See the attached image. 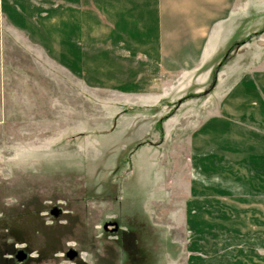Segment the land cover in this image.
Masks as SVG:
<instances>
[{
	"label": "rangeland",
	"instance_id": "obj_1",
	"mask_svg": "<svg viewBox=\"0 0 264 264\" xmlns=\"http://www.w3.org/2000/svg\"><path fill=\"white\" fill-rule=\"evenodd\" d=\"M258 22L240 64L227 46L199 63L79 47L72 65L47 48L45 106L0 126V264L261 259L264 106L235 100L264 86Z\"/></svg>",
	"mask_w": 264,
	"mask_h": 264
},
{
	"label": "crops",
	"instance_id": "obj_2",
	"mask_svg": "<svg viewBox=\"0 0 264 264\" xmlns=\"http://www.w3.org/2000/svg\"><path fill=\"white\" fill-rule=\"evenodd\" d=\"M255 18L263 23L264 0H0V126L13 121L22 106H38L33 112L45 106L40 78L47 48H53L55 61L68 58L71 65L79 47L90 55L101 48L104 62L199 63L241 41L228 55L240 64L246 59L239 54L259 28ZM63 48L68 50L62 53ZM138 48L147 58H138ZM261 90L250 85L236 106L242 100L264 106L263 85ZM260 253L252 264H264Z\"/></svg>",
	"mask_w": 264,
	"mask_h": 264
},
{
	"label": "trees",
	"instance_id": "obj_3",
	"mask_svg": "<svg viewBox=\"0 0 264 264\" xmlns=\"http://www.w3.org/2000/svg\"><path fill=\"white\" fill-rule=\"evenodd\" d=\"M241 43V41L239 42H233L231 44V46H229L226 51H225V54H224V58H222V60L220 61L221 63L225 60L226 56L229 55L231 49H233L235 46L239 45Z\"/></svg>",
	"mask_w": 264,
	"mask_h": 264
}]
</instances>
